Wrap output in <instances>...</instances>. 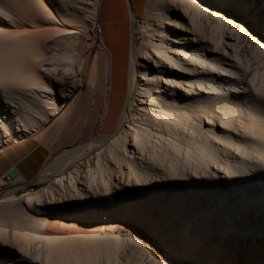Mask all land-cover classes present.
<instances>
[{
    "label": "bare ground",
    "instance_id": "obj_1",
    "mask_svg": "<svg viewBox=\"0 0 264 264\" xmlns=\"http://www.w3.org/2000/svg\"><path fill=\"white\" fill-rule=\"evenodd\" d=\"M245 1L149 0V3L155 5L160 20L166 19L164 17L166 5L177 10L182 9L190 23V29L185 25L184 27L196 36V39H191L192 43L194 40V45L184 43V47L173 46L167 40L168 32L164 27L158 31L152 28L151 23H147L149 30H146L144 45L141 46L142 50L136 47L131 53L129 66L127 65V98L115 131L88 141L84 146L67 151L60 161L65 162L67 159H72V165L63 170L66 176L55 180L53 184L34 194H24L19 197L9 195L0 201V238L5 237L3 218L8 215L11 217L9 220L11 236L19 243L16 253L7 259H0V264H162L156 261L140 244H137L136 250L128 251L126 243L116 235L107 237L99 234H47L41 232L42 225L45 224L47 217L92 219L103 216L108 221H111L108 218L110 215L116 217L124 215L132 218L147 211L146 206L152 209L157 206L163 207L162 213H160V208L155 210L165 219L173 221L183 219L180 215V209H185L180 204L185 199L183 190L190 191L192 187L190 181L200 183L197 177L204 181L212 176L214 166L217 170L224 168L222 165L218 166L216 161L220 160L227 166L231 165L232 159L228 156L230 150L240 153L243 157L240 159V166L245 168L251 167L250 161H254L252 155H247L250 148L247 147V144L258 148L257 155L264 158V141H260L264 139L263 126L259 124L258 120L244 121L246 114L244 115L243 110L232 107L229 103V94L220 90L212 82L216 73L223 71L218 59L224 55L222 56L220 53L228 52V45L224 43L223 15H221L220 8L224 6V2L246 8ZM99 3L100 0H94L90 4L93 6L91 13L94 19L97 18ZM19 8L24 9V6L20 5ZM254 8L257 11L256 7ZM247 9L250 10L249 7ZM242 13H244V9ZM19 14L0 5V15L2 16H0V86L3 90L7 89V83L18 84L25 88L30 87L33 88L30 90L32 93L39 92V97H41L40 94L53 93L49 83L58 78L59 73L57 69H50L46 65H50L54 59L43 57L41 53L33 50L28 51L16 43V40L11 39L14 35L17 36V32H12L4 27L6 24L12 27L11 22L14 23V19ZM262 14V10H259L255 15L250 10L249 16L254 22L261 24L258 18ZM169 15L172 23L179 24L174 15ZM211 20L218 21V24H212ZM226 20L234 21L229 17H226ZM209 24L212 25L211 31L208 28ZM249 24L247 21H238L233 24L230 28V38L233 37L236 41L241 40L242 36H246L248 33V29L244 30V27ZM94 30L97 34L100 33L98 23L94 25ZM154 33L159 39L156 42L152 41ZM255 38L256 36L251 37V41ZM181 39L188 40L190 38L183 36ZM201 40L203 42H200ZM254 43L255 46L250 53L242 50V54L237 50L240 44L234 43L232 48L236 51H233L234 55L226 54V61L229 62V58L232 57L242 68H245L243 58L249 60L250 57L251 68L256 67L247 72V76L251 77L250 84L253 92L255 94L261 92L264 96V57H262L264 41L258 38ZM206 48L215 51V54L210 57ZM209 53L213 52L209 51ZM52 55L55 57L57 54ZM102 55L103 58L106 56L105 60L109 65L106 75L107 79L111 80L112 84L109 88L113 91L114 70L110 55L108 51H103ZM66 57L69 64L66 65L61 77L71 76L73 81L69 86L68 93H72L75 87L82 82L81 79L80 82L76 80L72 69L74 63L79 62L80 58L78 59L74 54ZM149 59L153 60L151 66L146 64ZM37 65L43 68L41 69L43 73H49L51 76L45 79L42 73L35 69ZM228 65L229 72L238 77L239 74L232 64ZM261 66L263 73L262 76H259L258 70ZM197 73L201 75V78L196 76ZM88 83L86 97H89L102 84V74L98 69L89 71ZM156 83L161 86L157 91L158 94L154 95L152 91L155 89H151ZM148 84L151 89H148ZM164 90L167 92L170 90L176 96V101H174L176 107L160 94ZM77 97L78 99L64 112L63 118H70L73 104L78 100L81 101V97ZM216 98L222 99L225 105H220ZM37 99H32L30 103L25 100L20 103V112L15 111L20 124L12 120L5 123L0 116V138L6 137L8 141H16L20 136L26 135L30 131H37L42 127L41 123L36 120V113L39 115L38 119L45 122L51 116L59 113L60 103L57 99L52 97L45 105H39ZM86 102L81 106H98L96 102L92 104L89 101ZM251 103L254 104L253 100ZM212 106L217 107L218 110H224L225 116L217 112V117L224 126L244 135L246 141L244 145H238L236 139L231 138L230 141H227L219 138L217 134L211 132L212 130L203 129L201 116H207L212 121L208 116L212 113L210 111ZM198 107L203 108V111L197 112ZM262 109L264 111V105H262ZM106 111V115H109V102L106 103ZM195 114H197L196 118L193 117ZM24 119L27 120L26 124L23 122ZM235 119L240 121H235ZM212 125L213 129L214 121ZM226 131H223L224 135ZM217 140L223 143V149L216 148L215 141ZM130 147L131 150H129ZM245 155H247V160L244 159ZM262 159L261 162L256 161L253 164L254 167L263 168L264 159ZM178 172L179 174H177ZM231 174H240L238 166L232 167L231 165ZM48 175H45L46 179ZM176 176H183V182L177 181L181 178L177 179ZM160 180L173 187L177 186L178 193L175 194V198L179 202L178 205L169 206L166 201H163V198L156 200L154 198L152 201L151 192L148 193L146 201L140 199V194L150 185H154L151 188L156 191L157 195H160L157 190ZM115 186L117 190H114ZM194 188L199 189L196 186ZM64 193L69 195L65 197H70L68 201L71 202L76 195L81 197V200L87 199L91 195L95 199L94 205L91 207L75 206L73 203L72 206L65 205L60 200V195ZM158 203L161 204L158 205ZM187 211V213L190 212L189 209ZM41 214L43 218L38 217ZM143 214L150 217L147 212H143ZM146 226L153 231L162 228L161 224L157 225L152 220L146 221ZM191 229L194 231L205 230V220L197 218L194 223L189 224L182 231ZM162 230L166 231L162 235L165 243L171 245L175 239L169 232V227L166 226ZM198 234L195 232L194 239L189 238L186 232H182L178 236L183 245H190L194 241L209 252L215 249V246L205 247L201 239L196 237ZM213 255L212 252L209 253L210 257Z\"/></svg>",
    "mask_w": 264,
    "mask_h": 264
},
{
    "label": "rangeland",
    "instance_id": "obj_2",
    "mask_svg": "<svg viewBox=\"0 0 264 264\" xmlns=\"http://www.w3.org/2000/svg\"><path fill=\"white\" fill-rule=\"evenodd\" d=\"M93 1L94 0H0V5L4 6L6 9L16 11L17 14L20 13L14 19V23L7 21L11 22L10 25L12 27L7 26V24L4 25V27L10 31L17 32V36L14 35L11 39L16 40V43L25 47L28 51L33 50L37 53H41L43 57L48 59L53 58L54 60L52 63L46 66L50 69H57L59 73V77L49 83L53 93L40 94L41 97H39L38 91L36 92L37 94L32 93L30 90L33 88L30 87L25 88L18 84L7 83V89L3 90L0 86V116L5 123L12 120L20 124L16 112H20L19 106L24 100L30 103L32 99L36 100L38 98V104L45 105L53 97L60 103L59 113L51 116L46 122L38 119L39 115L36 113V120L41 123L42 127L37 131H30V133L20 136L21 138L19 137L16 140L19 141L25 138L37 137L50 148V155L36 181V190L34 192L33 190H20L16 192L17 194L10 192L1 196L0 201L9 195L19 197L24 194H34L46 188L48 185L53 184L55 180L66 176L63 170L71 167L72 159H67L65 162L63 160L60 161V159L67 151L84 146L88 141L97 139L99 136L111 134L116 129V125L120 120L126 103L128 69L127 73L126 69H121L122 67L116 70L113 79V91H111L110 88L112 83L110 78L107 79L106 75L109 65H107V61L105 60L106 56L103 58L102 52H100L102 51L101 38H96L98 34L94 30V25L97 22L91 13L93 6L90 4ZM245 2L254 15L259 10L263 11V14L258 18L261 24H257L250 18V10L247 9V7L242 8L240 5L224 2V6L221 7L220 10L221 15H223L224 43L228 45V52L224 54L220 53L222 56L224 55L223 57L225 58L222 57L218 59L222 65L221 70L224 72H217L212 82L220 90L222 89L223 92L229 94V103L232 107L237 110H243L244 115L246 114L244 121L258 120L259 124L264 128V111L262 109V105H264V96L261 92H257L256 94L253 92V88L250 84L251 77L247 76V72H250L256 66L251 68L252 63L249 62L250 57L249 60L245 57L243 58V65L245 68H242V66L235 61L236 59L232 57L229 58V62L226 61L228 53L234 55L233 51H236L232 48L234 43L240 44L237 50L242 54L243 51H247L248 53L252 51L256 39L259 38L261 41H264V0H246ZM146 4V13L144 12L142 16L132 21L129 59L136 47L142 50L141 46L144 45L146 30H149L147 28L148 22L151 23L152 28L158 31L164 27L168 32L167 40L169 43H172L173 46H177L178 48L184 47V43L191 44V46L194 45V40L192 43L191 39H196V36L184 27L185 25L190 29V23L182 9L177 10L166 5L164 8V17L166 19L160 20L157 16L155 5L149 3V0L146 1ZM20 5H23L24 9H20ZM254 7H256L257 11H255ZM243 9L244 13H242ZM169 14L174 15L179 21V24L172 23ZM226 17H229L230 20H234L235 22L227 21ZM211 21L212 24H218V21ZM238 21H247L250 24L244 27V30L248 29L246 36L244 35L241 40L236 41L235 38H230V28ZM211 26V24L208 25L210 31ZM240 30L243 31L242 29ZM153 35V42L159 40L158 37H156L157 34L154 33ZM183 36L189 37L190 39L183 40L181 39ZM253 36H256V38L251 41V37ZM200 42L203 41L201 40ZM206 50L210 57L215 54V51L211 49L206 48ZM209 51L213 53H209ZM52 54L57 55L53 57ZM70 54H74L78 59L80 58L79 62L76 61L74 63L72 69L76 80H78V82H80V79L82 80L72 93H68L69 86L73 81L71 76L66 78L61 77L64 69H66V65L69 64L67 63L68 59L66 56ZM258 56L260 57V55ZM262 57H264V55H262ZM146 64L150 66L151 64L153 65V60L149 59ZM228 64H232L240 77H235L229 72ZM35 69H38L45 79L51 76L49 73H43V71H41L43 68H40L39 65H37ZM91 69H98L99 73L102 74V84L99 85L96 91L91 93L89 97H86L88 89L87 76ZM258 71V75L262 76L263 67L261 66ZM196 76L201 78V75L198 73ZM160 86L161 85L156 83V85H153L154 88L151 89L148 84V89H155L152 91L155 95L158 94L157 91H159ZM80 94L86 96L83 97V99L80 98L81 101L78 100L73 104L70 118L64 123L62 130L58 132L57 136L50 135V129L57 120L63 116L67 108L78 99L77 96ZM160 94L175 106L174 101H176V96L170 92V90H168V92L164 90ZM147 99L150 101L149 98ZM216 99L220 105H225L222 99ZM251 100H253L254 104L251 103ZM86 101H89L91 104L96 102L98 106L93 107L91 105L82 107V103H87ZM107 102L110 103L109 115H106ZM201 110L203 111V108H197V112ZM247 110L251 111L252 115H250L251 112ZM210 111L212 113L208 116L212 121L209 120L207 116H201L204 130H212L211 132L217 134L219 138L227 141H230L231 138L236 139L238 145H244L246 143L244 135L241 134V132L238 131L240 135L221 123L216 113L220 112L225 116L224 110H218L217 107L212 106ZM193 117L196 118L197 114L193 115ZM213 121L214 128L212 129ZM235 121L240 120L235 119ZM23 122L26 124L27 120L24 119ZM225 130L227 131L224 135L223 131ZM67 134L72 136L73 140L71 142L69 140H67V142L64 141L65 139L63 138ZM5 138L6 137L0 138V149L16 142L13 140L8 141L7 138ZM253 139H255V136H253ZM260 141L263 142L264 139ZM62 142L65 143L62 144ZM215 145L217 149H223V143L221 141H215ZM247 147H250L247 155L250 154L254 157V161H250L251 167L245 168L244 166H240V159L243 157H241L238 151L230 150L231 152L228 154L232 159V161H230L232 167L238 166L240 176L238 174L232 175L231 165L227 166L219 160L216 161V163L218 166L222 165L224 167L222 168L223 170H217L214 166L215 164H212L214 166V168H212V172H214L212 176L206 178L204 181L201 180L200 177H197L200 183H193L190 181L192 187L188 192L183 190L185 199L180 203L185 208L180 209V215L183 219H176L175 221L172 219H165L164 216L160 215L164 210L163 207H156L160 208L159 213L155 210L156 208L152 209L146 206L147 211L143 212H147L150 216L147 217L142 212L146 218L142 214L132 218L124 215H120L119 217L110 215L108 218L111 221H108L107 218L103 216L92 219L47 217L46 221L50 218L49 222L62 223V229L54 230L53 228H55V226L51 224V231L47 230L46 233L59 235L99 234L107 237L116 235L126 243L128 251L136 250L137 244H140L156 261L162 264H264V167L257 168L253 165L263 157L257 155L259 149L252 144H247ZM129 150H131V147ZM247 155L244 157L245 160H247ZM255 158L257 159L255 160ZM50 169L51 171L48 172ZM46 174H49L47 179L45 178ZM177 174H179V172ZM176 177L177 179L178 177L181 178L177 181L183 182V176ZM158 184L157 190H159L160 195H157L156 191H153L151 188L154 187V185H150L140 194V199L146 201L148 193L151 192L152 201L154 198L155 200L163 198V201H166V204L169 206L174 207L178 205L179 202L175 198V194L178 193L177 186L173 187L163 180H160ZM195 186L199 187V189H195ZM114 190H117L116 186ZM65 196L69 195L65 193L60 195V200L63 201L65 205L72 206V203L75 206L84 207H91L94 205L93 202L95 199H93L91 195L84 200H81V197L76 195L73 197L72 202L68 201L70 197ZM159 204L161 203H158V205ZM187 209L190 210L189 213H187ZM38 217L43 218V215L41 214ZM10 218L11 217L8 215L3 218L5 237L0 238V259L12 257L16 253L19 245L11 236ZM197 218L205 220V230L194 231L191 229L190 231H182L189 224L194 223ZM150 220H152V222L154 221L157 225L161 224L162 228L153 231L146 226V221ZM163 226L169 227V232L175 239V241L171 242V245L165 243L162 237L164 232H166L162 230L164 228ZM182 232H186L187 236L191 239H194L195 232H198L199 234L196 235V237L201 239L205 247L215 246V249L211 251L214 254L213 257L209 256L211 252L201 248V246L194 241L190 245H183L178 236Z\"/></svg>",
    "mask_w": 264,
    "mask_h": 264
},
{
    "label": "crops",
    "instance_id": "obj_3",
    "mask_svg": "<svg viewBox=\"0 0 264 264\" xmlns=\"http://www.w3.org/2000/svg\"><path fill=\"white\" fill-rule=\"evenodd\" d=\"M146 1L148 0H100L96 22L102 28L101 47L104 52L108 51L110 55L114 75L120 67L126 69L127 73L132 21L142 16L144 12L146 13ZM78 96L83 99L86 95L80 94ZM68 120V117H60L50 129L49 134L57 136ZM63 139H65V142L73 140L70 134H67ZM65 142H62V144ZM49 155L50 148L37 137L25 138L0 149V177L9 174L11 170L17 172L13 186L8 193L14 192L17 194L16 192L20 191L18 189L25 185L35 186ZM49 219L43 225L42 233H46L47 230L51 231V224L55 226L54 230L62 229V223L49 222Z\"/></svg>",
    "mask_w": 264,
    "mask_h": 264
},
{
    "label": "built area",
    "instance_id": "obj_4",
    "mask_svg": "<svg viewBox=\"0 0 264 264\" xmlns=\"http://www.w3.org/2000/svg\"><path fill=\"white\" fill-rule=\"evenodd\" d=\"M101 34L102 28L100 26V33L96 36V38L100 39ZM14 180L15 179L9 177V174L0 177V195H5L6 193H8L10 188L13 186ZM18 190H33L34 192L36 189L33 185H25L23 187H20Z\"/></svg>",
    "mask_w": 264,
    "mask_h": 264
},
{
    "label": "water",
    "instance_id": "obj_5",
    "mask_svg": "<svg viewBox=\"0 0 264 264\" xmlns=\"http://www.w3.org/2000/svg\"><path fill=\"white\" fill-rule=\"evenodd\" d=\"M17 176V172L15 170H11L9 172V177L12 178V179H15Z\"/></svg>",
    "mask_w": 264,
    "mask_h": 264
}]
</instances>
